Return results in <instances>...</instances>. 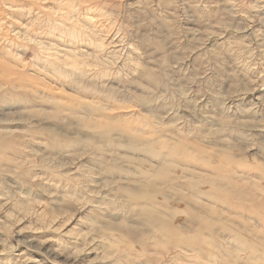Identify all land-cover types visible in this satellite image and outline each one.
<instances>
[{
    "label": "clouds",
    "instance_id": "clouds-1",
    "mask_svg": "<svg viewBox=\"0 0 264 264\" xmlns=\"http://www.w3.org/2000/svg\"><path fill=\"white\" fill-rule=\"evenodd\" d=\"M26 3L0 191L30 202L0 264H264V0Z\"/></svg>",
    "mask_w": 264,
    "mask_h": 264
},
{
    "label": "rangeland",
    "instance_id": "rangeland-1",
    "mask_svg": "<svg viewBox=\"0 0 264 264\" xmlns=\"http://www.w3.org/2000/svg\"><path fill=\"white\" fill-rule=\"evenodd\" d=\"M125 2L131 6L142 4V0H125ZM26 8V0H9L8 9H4L2 5H0V39H3L5 36H9L12 33H18L20 25L26 23V19L24 17ZM27 195V191L12 194L0 191V236L4 234L2 229L12 228L15 217L14 207L16 205H23L30 202L23 199V197ZM37 202L42 203L40 201ZM73 216L74 218L68 222L65 231L76 225L78 217H76V214H73ZM26 225H29L28 220H25L22 224H17L15 228H24ZM15 228H13V231H15ZM28 235L32 234L29 233ZM35 235L40 239H48L51 244L55 239L56 233H52L51 230H49V232L36 233ZM47 247H49V245H45V249H47ZM0 248H2V245H0ZM95 255V252H84L78 261V264H91ZM0 256L7 257L9 254L0 252ZM29 259L35 262V264H48V261L40 253L32 254Z\"/></svg>",
    "mask_w": 264,
    "mask_h": 264
}]
</instances>
